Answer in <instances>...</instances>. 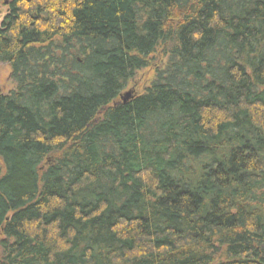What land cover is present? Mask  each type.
Here are the masks:
<instances>
[{"label": "trees", "instance_id": "16d2710c", "mask_svg": "<svg viewBox=\"0 0 264 264\" xmlns=\"http://www.w3.org/2000/svg\"><path fill=\"white\" fill-rule=\"evenodd\" d=\"M2 6L0 264H264V0Z\"/></svg>", "mask_w": 264, "mask_h": 264}, {"label": "rangeland", "instance_id": "374dc122", "mask_svg": "<svg viewBox=\"0 0 264 264\" xmlns=\"http://www.w3.org/2000/svg\"><path fill=\"white\" fill-rule=\"evenodd\" d=\"M6 8H0V19L5 14ZM154 61L148 68L136 73L135 77L130 81L126 89L122 92L123 96L126 92H130L131 95L141 93L144 88L150 83L155 70L158 65L161 64L163 55L158 51L153 57ZM13 84L10 81V67L5 63H0V94H6L9 90L13 89ZM121 101V97L117 100Z\"/></svg>", "mask_w": 264, "mask_h": 264}, {"label": "water", "instance_id": "95a60500", "mask_svg": "<svg viewBox=\"0 0 264 264\" xmlns=\"http://www.w3.org/2000/svg\"><path fill=\"white\" fill-rule=\"evenodd\" d=\"M131 93L130 92H126L123 96H121V101L125 102L127 99H129L131 97Z\"/></svg>", "mask_w": 264, "mask_h": 264}]
</instances>
